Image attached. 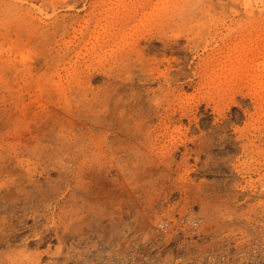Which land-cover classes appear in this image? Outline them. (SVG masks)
<instances>
[{"label":"rangeland","instance_id":"374dc122","mask_svg":"<svg viewBox=\"0 0 264 264\" xmlns=\"http://www.w3.org/2000/svg\"><path fill=\"white\" fill-rule=\"evenodd\" d=\"M188 215L264 229V0H0V264L188 259Z\"/></svg>","mask_w":264,"mask_h":264},{"label":"built area","instance_id":"2783aa9c","mask_svg":"<svg viewBox=\"0 0 264 264\" xmlns=\"http://www.w3.org/2000/svg\"><path fill=\"white\" fill-rule=\"evenodd\" d=\"M177 219L161 223L157 231L168 234L167 226L176 224L171 230L175 234L171 240L192 256L167 264H264V229L258 227V223L254 224L255 228H247L238 235L206 226L202 216Z\"/></svg>","mask_w":264,"mask_h":264},{"label":"bare ground","instance_id":"6f19581e","mask_svg":"<svg viewBox=\"0 0 264 264\" xmlns=\"http://www.w3.org/2000/svg\"><path fill=\"white\" fill-rule=\"evenodd\" d=\"M212 214H218V213H212ZM137 244V243H136Z\"/></svg>","mask_w":264,"mask_h":264}]
</instances>
